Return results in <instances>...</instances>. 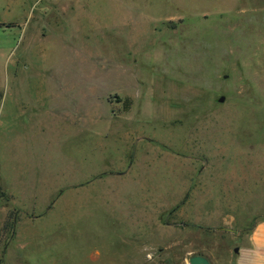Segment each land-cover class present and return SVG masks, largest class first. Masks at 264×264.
Returning <instances> with one entry per match:
<instances>
[{"label":"rangeland","instance_id":"rangeland-1","mask_svg":"<svg viewBox=\"0 0 264 264\" xmlns=\"http://www.w3.org/2000/svg\"><path fill=\"white\" fill-rule=\"evenodd\" d=\"M4 91L0 264H222L264 219V0H0Z\"/></svg>","mask_w":264,"mask_h":264},{"label":"crops","instance_id":"crops-1","mask_svg":"<svg viewBox=\"0 0 264 264\" xmlns=\"http://www.w3.org/2000/svg\"><path fill=\"white\" fill-rule=\"evenodd\" d=\"M14 87L19 88V85H16ZM12 94L13 93H11V92L4 91L3 100L1 102V104H2L1 107H3V109L6 108L7 104H9L11 102L16 104L18 101L21 100V99H19V97H13ZM20 103H21L20 104L21 105L20 110L22 111V108H24V106H22V102H20ZM24 110H25V108L23 109V111ZM90 118H88V119H90ZM3 151H5V152L9 151V149L7 147L6 137H5V141H4ZM6 160L9 161L8 155H6ZM23 160L26 163V157L19 156V162L22 163ZM9 168H10L9 162L5 161V163H4L5 172H7L9 170ZM12 168H15V167H12ZM20 168H21V166H20ZM22 168H23V165H22ZM175 182L177 183V181H175ZM6 183H7L6 181H2L0 179V187H1V185H3V187H5ZM170 186L171 187L168 188L169 189L168 191L169 192H171V190L174 191V193H173L174 195H172V197H175V196L177 197L178 192L180 194H182V192L179 191L178 189H174L175 187H180V190H182V182H179V186H176L175 184L171 185V183H170ZM8 189L10 191L9 187H8ZM247 238H248L247 242H245L243 244V246L236 248L235 251H233V255L228 257L225 260V262H223L222 264H264V219L260 220L254 226V228H252L249 231ZM197 254L204 255L205 257H207L203 252H189L187 257L185 258V264H190L189 259L193 255H197ZM234 254H236V257H234L235 256ZM209 261H210V264H215V263H213V261L211 259Z\"/></svg>","mask_w":264,"mask_h":264},{"label":"trees","instance_id":"trees-1","mask_svg":"<svg viewBox=\"0 0 264 264\" xmlns=\"http://www.w3.org/2000/svg\"><path fill=\"white\" fill-rule=\"evenodd\" d=\"M12 213H9L8 214V216H7V218H6V220L4 221V223H3V225H2V227H1V229H0V236L1 235H3L4 233H7V234H9V232H10V236L12 237L13 236V234H14V226H15V224H16V221H17V219L18 218H14L13 220H12V215H11ZM2 237H0V239H1ZM8 242L9 241H6V243H5V246L8 244ZM6 249V248H5ZM4 252H5V250H4ZM3 252V253H4Z\"/></svg>","mask_w":264,"mask_h":264},{"label":"water","instance_id":"water-1","mask_svg":"<svg viewBox=\"0 0 264 264\" xmlns=\"http://www.w3.org/2000/svg\"><path fill=\"white\" fill-rule=\"evenodd\" d=\"M3 100V94L0 93V104ZM221 101L224 100V98L222 97L220 99ZM189 263L190 264H210L209 260L207 257H205L204 255H193L190 259H189Z\"/></svg>","mask_w":264,"mask_h":264}]
</instances>
